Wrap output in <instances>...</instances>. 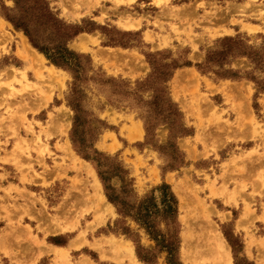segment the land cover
<instances>
[{
  "label": "rangeland",
  "instance_id": "rangeland-1",
  "mask_svg": "<svg viewBox=\"0 0 264 264\" xmlns=\"http://www.w3.org/2000/svg\"><path fill=\"white\" fill-rule=\"evenodd\" d=\"M3 1L12 7L11 1ZM47 1L67 24L85 26L90 21L100 27L68 44L69 49L91 60L93 71H87L86 78L92 79L78 83L77 89L94 129V149L122 164L137 197L162 182L170 185L178 200L181 263L225 264L211 239L214 234L225 242L231 264H264V93L257 96L255 110L252 82L221 80L213 73L202 75L195 66L223 37L241 36L250 45L260 44L264 33H255L258 27L240 21V29L231 16L229 30H220L211 22L220 19L227 23L230 13L264 21V0ZM203 26L216 28L212 32L208 29L206 35L193 32ZM109 39L127 47L106 46ZM14 46L16 55L26 64L22 69L9 65ZM155 53H160L156 58L166 63H192L191 67L177 69L168 83L170 96L191 132L174 141L184 155V164L174 169L168 166L171 156L158 149L167 146L168 126L155 127L147 141L141 118L144 108L133 99L151 100V92L135 89L136 82L150 73L147 56ZM231 66L241 71L251 68L245 59ZM28 72L33 76L28 77ZM109 79L114 83L105 82ZM72 82L68 73L49 64L0 16V109L5 106L0 115V134L12 140L8 146L12 150L5 151V157L11 158L20 174V184L45 190L37 194L12 185L2 190L0 222H6V229L0 240L5 239L1 253L6 258L0 255V264H81L85 260L91 264H132L124 257L126 247L133 250L136 262L143 264L135 255L133 243L121 234L122 225L116 222L115 208L106 201L93 166L81 159L71 144L73 112L68 99ZM114 84L126 85L136 95L124 97ZM55 91L58 95L54 104L59 107L48 114V121L44 125L28 121L27 113L36 114L46 107ZM53 136L57 137L54 146L58 156L48 147ZM31 155L43 161L36 163ZM34 164L41 172L34 170ZM52 174L53 179H59L57 185L51 182ZM95 179L101 187L97 194L112 211L98 201L92 186ZM111 185L118 188L120 183L112 180ZM230 205L234 208L226 209ZM105 216L112 219L95 231ZM131 228L136 229L133 224ZM186 234L189 245L184 242ZM139 236L141 244L153 246L142 232ZM51 240L64 247L53 246ZM117 246L120 251L115 253ZM56 247L66 251H56ZM158 264H165L164 255L158 258Z\"/></svg>",
  "mask_w": 264,
  "mask_h": 264
},
{
  "label": "trees",
  "instance_id": "trees-1",
  "mask_svg": "<svg viewBox=\"0 0 264 264\" xmlns=\"http://www.w3.org/2000/svg\"><path fill=\"white\" fill-rule=\"evenodd\" d=\"M7 1H11L13 5L9 8L3 0H0V16L16 32H21L29 45L42 54L49 64L71 76L73 82L68 99V107L73 112L71 144L77 155L93 166L106 200L115 208L118 217L116 222L122 225L120 232L133 243L137 259L143 264H158V258L164 255L165 264H182L179 257L181 242L178 200L170 185L162 182L142 197H137L128 171L122 164L115 158L94 149L95 137L92 133L94 129L89 125L91 122L88 119L89 114L80 104L77 89L78 83L92 79L86 78V72L93 71L91 60L89 56L69 49L68 44L78 35L92 33L100 27L90 21H86L85 26L65 23L52 11L47 0ZM261 38L262 41L258 45L248 44V40L241 36L218 39L214 49L206 51L203 62L195 65L202 75L213 73L221 80L246 79L252 82L256 89L253 98L255 110L258 107L257 96L264 93V78L258 76H264V36ZM105 45L127 47L111 39ZM156 56H160V53L147 56L150 73L145 79L136 82L135 89V91L151 92V100L144 101L141 97L133 99L144 108V115L141 118L147 141L153 135L155 127L168 126L167 146L158 149L171 156L168 166L174 169L184 164V155L174 141L177 138L190 136L191 132L183 123V115L178 105L170 96L168 83L177 69L191 67L192 63L189 61L179 63L177 60L166 63L164 59L159 60ZM240 59L247 61L250 70L241 71L232 68V63ZM105 82L112 84L114 80L109 79ZM115 86L119 87L124 97L136 95L135 92L129 91L126 85ZM112 180H117L120 186L118 188L112 186ZM130 223L136 227L135 230L131 228ZM139 232H142L152 243V247L141 244ZM114 234L117 235V232ZM228 241L230 243V240ZM51 243L55 246H63L55 240H51ZM240 247L242 248L241 245ZM246 262L245 264H253Z\"/></svg>",
  "mask_w": 264,
  "mask_h": 264
},
{
  "label": "crops",
  "instance_id": "crops-1",
  "mask_svg": "<svg viewBox=\"0 0 264 264\" xmlns=\"http://www.w3.org/2000/svg\"><path fill=\"white\" fill-rule=\"evenodd\" d=\"M197 14L198 15H200V16H202L203 14L200 12V11H198L197 12ZM232 17V19L233 20H235L236 21V25L241 29L242 27H240V25L237 23V22H243V23H245V24H250V26H252V28L253 27H258L259 29L255 32V33H258V32H263L264 33V21L263 20H259V19H256V20H246V19H244V18H241V17H239V15L237 14V13H230V15H229V17L227 18V23H224L222 20H220V19H217L216 21H212L211 22V24L213 25V24H217L218 25V28L220 29V30H222V29H224V30H229L230 28H229V26L231 25V17ZM257 20H259V21H257ZM173 22H171L170 24H172ZM230 23V24H229ZM197 25V24H196ZM200 25V24H199ZM235 25V26H236ZM142 26H145V23H142ZM241 26H242V24H241ZM228 27V28H227ZM167 28H168V26H166L165 27V29H166V31H167ZM191 28H193L192 26H191ZM207 28V29H206ZM215 28L216 27H210V26H203V27H201L200 29H195L194 28V30H193V32L195 33V34H204V35H206L207 33H208V29L212 32V31H214L215 30ZM251 28V27H250ZM255 29V28H254ZM150 30V29H149ZM170 37H172V39L174 38L175 39V36L173 37V36H171V34H170ZM181 37H184L185 38V35H181ZM194 40H196L195 39V37L193 38V41ZM11 53H12V55H11V62H10V64L9 65H13L15 68H18V69H22L23 67H25V63H23V61H22V59H21V57L18 55H16V49H15V46H14V48L11 50ZM8 64H5L4 66H7ZM27 65H29V62L27 63ZM31 72H28V77H32L31 75ZM57 92L55 91L54 92V94L52 95V98H51V100H50V102L47 104V106L46 107H44V108H41L36 114H32V113H27V120L28 121H33V123L35 124V123H40L41 125H44V123H46L48 120H47V117H48V114L49 113H53L52 111L53 110H55L56 108H58L59 106H58V104L57 105H55L54 104V100H56L57 99ZM4 107L5 106H3L1 109H0V115H1V113L3 112V109H4ZM51 111V112H50ZM33 124V125H34ZM33 128H34V131L35 132H38V130H37V126L36 125H34L33 126ZM55 139H57V137L56 136H53L52 138H50L49 139V142H48V147H49V150H50V152L51 153H53L55 156H58V153H57V150L55 149V146H54V141H55ZM7 143V145H5ZM12 143V140H8L7 141V139H5V137L2 135V134H0V176H4L5 178L4 179H2L1 177H0V197H4V193H2V190L3 189H7L10 185H12V186H15V187H17L18 189H22V188H25L28 192H31V193H39V192H43V191H45L42 187H30L29 186V188H28V186H23L22 184H20V179H21V176H20V174L17 172V170L14 168L15 166L13 165V163H12V160H11V158L10 157H5V151L6 152H11V148H8V146H10V145H12L11 144ZM4 146H7V148H5ZM8 158H10L9 159V161H5V160H8ZM31 158H32V160L33 161H35L36 163L39 161H43V159L42 160H39L38 159V157L36 156H34V155H31ZM4 159V161H2ZM47 160H45V162H46ZM68 164H67V166H69V162H67ZM71 165V164H70ZM34 170L35 171H40L39 170V168H37L36 166H37V164H34ZM53 167V166H52ZM67 171L68 170H66V172L65 173H67ZM41 172V171H40ZM63 173V171L62 170H59V174H62ZM54 175L55 174H52V176H51V180H53V181H51L52 183H53V185H57L58 183H59V179L58 178H55V179H53V177H54ZM68 176H69V173L67 174ZM30 177V176H29ZM40 185V184H39ZM51 188V187H50ZM47 191V190H46ZM12 195H13V197L14 198H16L17 197V195H16V193L15 192H13L12 193ZM107 201V200H106ZM256 201H257V203H261V201L260 200H258L257 198H256ZM264 201V200H263ZM262 201V202H263ZM18 203H19V201H18ZM225 206H227V205H225ZM229 207H231V208H234L232 205H230V206H228V208H226V209H229ZM229 210H227V212H228ZM102 214H103V212H102ZM261 215V211L257 214V216H260ZM102 216H104V215H102ZM109 219H112V217H109V216H105L104 217V222L95 230V231H98V229H102L103 228V226L107 223V222H109ZM261 224V223H260ZM4 229H6V222L5 221H1L0 222V237L2 236V234H3V231H4ZM89 236V235H88ZM105 237H107V236H105ZM4 240L5 239H1L0 240V255H2V258H6V257H4V255L1 253V249H2V247H3V245H4ZM87 240L88 241H90L88 238H87ZM53 246H55V245H53ZM58 247H64V246H58Z\"/></svg>",
  "mask_w": 264,
  "mask_h": 264
},
{
  "label": "bare ground",
  "instance_id": "bare-ground-1",
  "mask_svg": "<svg viewBox=\"0 0 264 264\" xmlns=\"http://www.w3.org/2000/svg\"><path fill=\"white\" fill-rule=\"evenodd\" d=\"M25 39H23V41H24ZM42 58V57H41ZM51 69H52V67H51ZM55 69V68H54ZM139 131H140V133H141V130H140V128H138L137 129V132L139 133ZM85 165H87V164H84V166ZM90 169V168H89ZM90 172H91V175L92 176H94V173H93V171L90 169L89 170ZM93 186V189H94V192L96 193L95 195H98L97 193H98V191H99V189L101 188L100 187V185H99V183H98V181L95 179V183H94V185H92ZM93 195V194H92ZM93 198V197H92ZM95 198V197H94ZM98 201L102 204V203H105V200H104V198H103V196H100V195H98ZM94 202V201H93ZM99 202H97L98 204H99ZM106 204V203H105ZM107 205V207L110 209V211H112L111 210V206H109L108 204H106ZM99 208H102V206L101 207H99ZM105 209V208H104ZM202 211V210H201ZM203 214V213H202ZM204 216V215H203ZM206 217V216H205ZM202 218H204V217H202ZM207 218V217H206ZM190 240V237H189V235H185L184 236V242H185V244L186 245H189V241H187V240ZM211 239H212V241H213V243H214V247L216 248V250H217V254L221 257V259L223 260V262L225 263V264H231L230 263V261H231V258H230V254H229V250H228V248H227V246H226V244H225V242L223 241V239L221 238V236L219 235V236H214V234H212L211 235ZM110 243V242H109ZM77 248V247H76ZM51 249V248H50ZM56 251H60V252H63V251H66L64 248H58V247H56V248H54ZM121 249H123V248H121ZM120 251V247L119 246H117V247H115V250H114V252L116 253V252H119ZM41 252V251H40ZM124 257L125 258H127L130 262L129 263H132V264H139L138 262H136V260H135V258H134V256H133V250L131 249V248H129V247H126V248H124ZM42 253V252H41ZM40 253V255H42ZM40 255H38V256H40ZM12 257V256H11ZM62 258H64L65 257V254H62V256H61ZM15 259V258H14ZM114 259V258H113ZM186 259H188V256H187V258ZM220 259V258H219ZM65 260V259H64ZM114 260H119V259H114ZM189 260V259H188ZM220 263V262H219ZM81 264H91L90 262H87V260H85L84 262H81ZM221 264V263H220Z\"/></svg>",
  "mask_w": 264,
  "mask_h": 264
}]
</instances>
